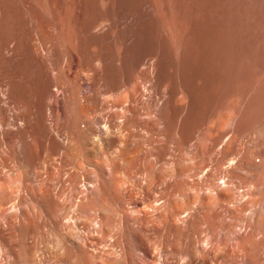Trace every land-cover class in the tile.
Masks as SVG:
<instances>
[{"label":"bare ground","instance_id":"obj_1","mask_svg":"<svg viewBox=\"0 0 264 264\" xmlns=\"http://www.w3.org/2000/svg\"><path fill=\"white\" fill-rule=\"evenodd\" d=\"M0 264H264V0H0Z\"/></svg>","mask_w":264,"mask_h":264}]
</instances>
